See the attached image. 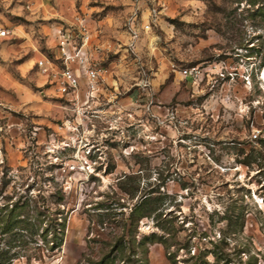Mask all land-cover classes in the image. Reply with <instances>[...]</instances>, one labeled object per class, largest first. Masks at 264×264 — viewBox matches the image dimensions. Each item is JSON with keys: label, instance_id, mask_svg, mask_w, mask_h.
Here are the masks:
<instances>
[{"label": "rangeland", "instance_id": "rangeland-1", "mask_svg": "<svg viewBox=\"0 0 264 264\" xmlns=\"http://www.w3.org/2000/svg\"><path fill=\"white\" fill-rule=\"evenodd\" d=\"M74 1L57 25L88 21L104 68L82 107L0 0V264H264V0Z\"/></svg>", "mask_w": 264, "mask_h": 264}, {"label": "built area", "instance_id": "built-area-1", "mask_svg": "<svg viewBox=\"0 0 264 264\" xmlns=\"http://www.w3.org/2000/svg\"><path fill=\"white\" fill-rule=\"evenodd\" d=\"M90 23L77 17L72 24L57 25L54 29L56 38L55 59L47 57L36 62L38 69L52 76L58 94L74 106H84L97 101L104 86V68L90 57L92 30ZM146 24L144 29H149ZM133 33L135 38L136 31ZM13 31L0 23V42L9 39ZM188 73L187 70L184 71Z\"/></svg>", "mask_w": 264, "mask_h": 264}, {"label": "crops", "instance_id": "crops-1", "mask_svg": "<svg viewBox=\"0 0 264 264\" xmlns=\"http://www.w3.org/2000/svg\"><path fill=\"white\" fill-rule=\"evenodd\" d=\"M11 7V12L25 18L38 19L40 26L48 28L54 36V29L65 18L73 21L78 13L74 0H2ZM29 6L30 10L25 7ZM73 6V7H72ZM69 9V10H67ZM7 20V19H6ZM3 23V22H2ZM12 23V22H11ZM4 24V23H3ZM14 24V23H13ZM20 25L14 24V28L20 31Z\"/></svg>", "mask_w": 264, "mask_h": 264}, {"label": "trees", "instance_id": "trees-1", "mask_svg": "<svg viewBox=\"0 0 264 264\" xmlns=\"http://www.w3.org/2000/svg\"><path fill=\"white\" fill-rule=\"evenodd\" d=\"M248 3H250L251 5H256L257 3H259V0H247ZM259 10L261 12L264 11V4L261 8H259ZM153 198L151 196H145L142 203H141V206H145L147 205L148 203H150V201L152 200ZM142 210H146V209H143L141 208ZM157 209H149V211H145L144 213H142L141 215V218H144V217H150L151 214L156 211ZM156 237L155 234H152L150 237H144L143 238V241L142 243L144 244L143 246V252H144V258L143 260H146L148 262V252H149V245L150 244H154L156 241L154 240V238ZM163 242H166L165 240ZM166 244V243H165ZM52 249V248H51ZM123 257H125V255L123 254ZM128 260V259H127ZM147 264V263H146Z\"/></svg>", "mask_w": 264, "mask_h": 264}]
</instances>
